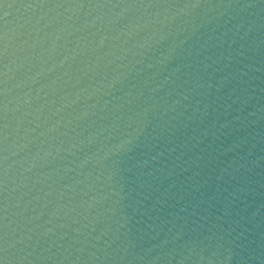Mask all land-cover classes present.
Segmentation results:
<instances>
[{
	"label": "water",
	"instance_id": "obj_1",
	"mask_svg": "<svg viewBox=\"0 0 264 264\" xmlns=\"http://www.w3.org/2000/svg\"><path fill=\"white\" fill-rule=\"evenodd\" d=\"M0 264H264V0H0Z\"/></svg>",
	"mask_w": 264,
	"mask_h": 264
}]
</instances>
